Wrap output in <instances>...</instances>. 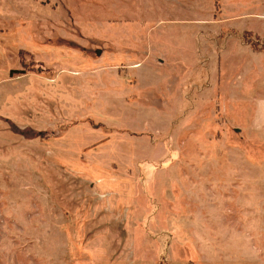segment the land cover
<instances>
[{
  "label": "rangeland",
  "instance_id": "374dc122",
  "mask_svg": "<svg viewBox=\"0 0 264 264\" xmlns=\"http://www.w3.org/2000/svg\"><path fill=\"white\" fill-rule=\"evenodd\" d=\"M263 41L264 0H0V264H264Z\"/></svg>",
  "mask_w": 264,
  "mask_h": 264
},
{
  "label": "trees",
  "instance_id": "16d2710c",
  "mask_svg": "<svg viewBox=\"0 0 264 264\" xmlns=\"http://www.w3.org/2000/svg\"><path fill=\"white\" fill-rule=\"evenodd\" d=\"M217 1H219V0H217ZM247 39V41H249V38H246ZM263 44H264V41H263ZM253 45H255L254 43H253ZM257 46V45H256Z\"/></svg>",
  "mask_w": 264,
  "mask_h": 264
}]
</instances>
